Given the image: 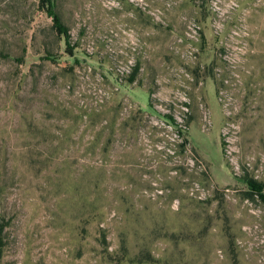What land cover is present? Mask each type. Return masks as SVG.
<instances>
[{"label": "rangeland", "instance_id": "374dc122", "mask_svg": "<svg viewBox=\"0 0 264 264\" xmlns=\"http://www.w3.org/2000/svg\"><path fill=\"white\" fill-rule=\"evenodd\" d=\"M55 2L0 0V264H264V0Z\"/></svg>", "mask_w": 264, "mask_h": 264}, {"label": "trees", "instance_id": "16d2710c", "mask_svg": "<svg viewBox=\"0 0 264 264\" xmlns=\"http://www.w3.org/2000/svg\"><path fill=\"white\" fill-rule=\"evenodd\" d=\"M42 4V8L45 9L47 14L52 17V27L57 32L58 36L62 39L65 51L69 52V50L71 49L69 29L62 21L61 16L57 11L55 0H42Z\"/></svg>", "mask_w": 264, "mask_h": 264}]
</instances>
